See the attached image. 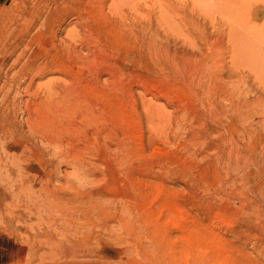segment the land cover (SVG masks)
I'll list each match as a JSON object with an SVG mask.
<instances>
[{"label": "rangeland", "instance_id": "obj_1", "mask_svg": "<svg viewBox=\"0 0 264 264\" xmlns=\"http://www.w3.org/2000/svg\"><path fill=\"white\" fill-rule=\"evenodd\" d=\"M0 264H264V0H0Z\"/></svg>", "mask_w": 264, "mask_h": 264}, {"label": "bare ground", "instance_id": "obj_2", "mask_svg": "<svg viewBox=\"0 0 264 264\" xmlns=\"http://www.w3.org/2000/svg\"><path fill=\"white\" fill-rule=\"evenodd\" d=\"M38 115L40 117V118H38L40 121H38V123H36L35 126L37 125L36 127L40 128V129L46 128L47 122L45 121L44 116L41 113H39ZM34 121H36V120H34ZM37 177H38V175H37ZM51 181L52 180L45 181L46 183H45V185H43L44 181L40 177H39V179L38 178H36V180L34 179V181L31 180L30 181L31 186L38 185L39 183L41 185V183H42V185L44 187L41 189L42 192L41 193L39 192L40 194L37 195V197L33 194H32L33 196L32 195L29 196L30 202L36 207L39 215H42V216H46L44 214L45 212H48L49 215H51L50 213H53L55 211L56 212H62L65 214L70 212V211H68L69 205H71L72 203H75L77 201L78 195H76L74 193H71V194L69 193L70 195H67V197H65L63 194L61 195L58 191V188L51 187V185L49 184ZM52 220H53V218H52ZM67 222L71 223V225L73 223L69 220H67Z\"/></svg>", "mask_w": 264, "mask_h": 264}]
</instances>
